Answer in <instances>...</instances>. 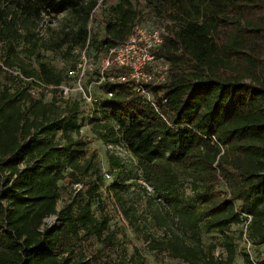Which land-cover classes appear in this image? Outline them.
Instances as JSON below:
<instances>
[{"label": "trees", "instance_id": "16d2710c", "mask_svg": "<svg viewBox=\"0 0 264 264\" xmlns=\"http://www.w3.org/2000/svg\"><path fill=\"white\" fill-rule=\"evenodd\" d=\"M108 2L0 0V60L26 78L0 67L12 79L11 87L0 81V264L142 263L116 253L109 218L94 212L105 184L86 154L94 137L124 144L139 165V175L125 179L122 158L108 155L114 201L133 228L148 230V250L186 264H233L232 225L246 223L241 237L264 244V0ZM59 16V28L49 24L44 32L46 18ZM93 20L102 56L135 24L164 27L153 51L167 73L137 91L134 80L117 79L128 70L112 66L94 91L89 137L81 132V98L53 88L46 101L31 90L35 79L55 86L67 80L68 69L42 52L87 51ZM60 181L69 189L58 210ZM52 215L57 222L47 225ZM204 232L219 233L221 252ZM245 261L264 264V254L246 253Z\"/></svg>", "mask_w": 264, "mask_h": 264}, {"label": "rangeland", "instance_id": "374dc122", "mask_svg": "<svg viewBox=\"0 0 264 264\" xmlns=\"http://www.w3.org/2000/svg\"><path fill=\"white\" fill-rule=\"evenodd\" d=\"M115 0H109V4L114 2ZM108 4V5H109ZM102 6V5H101ZM101 7L97 9V12L100 14ZM63 18V16H59L57 18H46V21L44 23L43 31L46 32L47 25L50 24V26H53V28H59V22ZM154 27H157L155 23ZM148 25V24H147ZM89 26L91 27L92 33L89 39V43L86 44L87 46V54L92 62L90 64V68H87V74L84 77V83L86 86H89L90 82L96 78L98 75V72L100 70V60L103 55V52L100 49V39L102 32L100 31L97 21L90 22ZM150 26V25H148ZM80 49L79 46L72 50V52L65 53V54H58V53H52L49 51H43V55L45 59L55 67H57L60 70H67L69 68L77 67L79 66L81 62V58L79 55ZM0 62H2L0 60ZM157 66L158 70L165 69L166 63L162 61H155L150 64V66ZM167 70V69H166ZM0 81L5 86H12V79L9 75L0 73ZM92 91L94 93L100 91L95 87H92ZM42 98L46 101L51 100L52 98V92L51 89L48 88H42L41 91ZM72 98H79V93L77 90L72 91ZM102 95V94H101ZM90 105L86 102L82 101V109L84 110L83 117L85 118L83 120V125L81 127V132L84 135H87L89 137H94V134L91 131V125L89 123V116L91 115V109ZM115 154L114 152H111L106 143H103L101 139L94 137L92 141H90L86 146V154L87 156H94L97 160L98 165L100 166L103 174H104V186L101 189L102 197L100 199V202L94 201L93 203V209L96 214V216L101 217L105 216L109 218V224L111 228L116 232V253L119 254H127L128 256H134L135 259L141 260V264H186L184 261L180 259L170 258L165 253H161L158 251H150L147 249L146 246V240H145V234L147 231H139V229H135L132 227L131 223L129 222V219L125 216L123 211L119 209L118 204L114 201V194L113 191L110 188V184L117 180L115 177H107L106 174L109 173L112 175V173L116 172V169L113 168L111 163L109 162L108 155L109 154ZM122 158L123 167L118 172L120 173V177L128 179L129 177H135L139 175L140 168L139 165L136 163V160H134L129 153H125L123 155H118ZM182 173V171H180ZM117 182V181H116ZM130 182V181H128ZM61 184V197L57 203V209L59 210L64 202L65 198V192L67 189H69L68 186H65L63 181H60ZM181 187L183 190H186L187 192H190V187L188 184V181H186L183 174H181ZM117 202V201H116ZM100 203V204H99ZM138 212H139V204H138ZM56 215L49 216L46 219V224H50L55 222ZM244 229V225H238L234 224L231 227V234L234 235L236 239V257L233 264H247L245 261V254H250L254 259H256L259 256H263L264 254V244L263 243H253L250 240H247V238L241 237V230ZM154 232H156L153 229ZM216 236H219V233L217 232H204L203 233V240L206 243L214 242L217 247L215 249L216 254L222 251L218 239H216ZM99 246V245H97ZM113 252V251H112ZM112 256H115L114 253H112Z\"/></svg>", "mask_w": 264, "mask_h": 264}, {"label": "built area", "instance_id": "2783aa9c", "mask_svg": "<svg viewBox=\"0 0 264 264\" xmlns=\"http://www.w3.org/2000/svg\"><path fill=\"white\" fill-rule=\"evenodd\" d=\"M164 34L165 30L162 26L154 27L135 24L133 32L125 41L109 48L107 53L101 57L98 75L90 82L89 86H86L84 83V77L87 74V68L91 67L90 64H92V62L86 49H82L80 50L81 62L79 66L69 68L66 71V81H64L61 85L55 86L46 85L40 80L35 79L37 86L31 91L40 92L42 88H48L51 90L53 88H59L60 93L64 98H72V91L77 90L79 98L89 105H94L97 102V98L92 91V87L101 84L106 79V74L112 66H116L117 68H126L128 72L120 74L117 79L134 80L137 84V91H140L143 89L140 85L142 81L158 82L163 80L166 76L167 64L164 67L165 69L162 70H158L157 66H152L151 70H147V67L156 61V55L153 50L161 45ZM0 67L5 72L26 79L17 68H12L4 62H0ZM110 79H114V76H110ZM144 93L149 99L151 98V94L149 92L144 91ZM111 94L112 93H109V95ZM152 103L156 106L153 101ZM107 147L111 152H114L117 155H123L125 153L131 154L129 149L124 144L108 143ZM106 176L108 178L111 177L109 173H107ZM245 216L247 218V222L251 220V215L245 214ZM56 222L57 216L55 222L53 223ZM246 228L247 224L245 223L244 231H246Z\"/></svg>", "mask_w": 264, "mask_h": 264}]
</instances>
